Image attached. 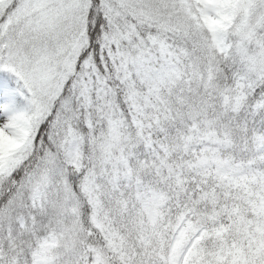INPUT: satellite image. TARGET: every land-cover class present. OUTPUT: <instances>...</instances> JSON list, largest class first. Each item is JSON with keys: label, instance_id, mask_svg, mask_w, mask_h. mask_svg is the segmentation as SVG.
Listing matches in <instances>:
<instances>
[{"label": "snow or ice", "instance_id": "6c2138e0", "mask_svg": "<svg viewBox=\"0 0 264 264\" xmlns=\"http://www.w3.org/2000/svg\"><path fill=\"white\" fill-rule=\"evenodd\" d=\"M0 264H264V0H0Z\"/></svg>", "mask_w": 264, "mask_h": 264}]
</instances>
